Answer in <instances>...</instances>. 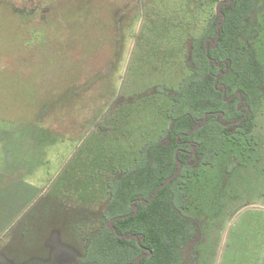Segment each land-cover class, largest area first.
Here are the masks:
<instances>
[{
  "label": "rangeland",
  "instance_id": "1",
  "mask_svg": "<svg viewBox=\"0 0 264 264\" xmlns=\"http://www.w3.org/2000/svg\"><path fill=\"white\" fill-rule=\"evenodd\" d=\"M216 1L0 0V264L84 251L108 183L170 126L174 102L158 89H178ZM253 28L264 80V0L243 48ZM260 99L252 131L224 135L185 185L202 230L193 264H264Z\"/></svg>",
  "mask_w": 264,
  "mask_h": 264
},
{
  "label": "trees",
  "instance_id": "2",
  "mask_svg": "<svg viewBox=\"0 0 264 264\" xmlns=\"http://www.w3.org/2000/svg\"><path fill=\"white\" fill-rule=\"evenodd\" d=\"M256 4L257 0L222 3L220 13L191 39L185 61L188 73L178 89H158L174 102L167 113L170 126L146 142L134 164L108 183L103 223L84 236V251L72 256L70 264H135L141 253L148 255L139 264L194 263L202 230L188 212L185 185L202 164L212 163L210 154L222 151L224 135L252 131L264 95L262 64L253 48L258 30L249 32L244 48L239 40ZM208 35L216 41L214 48L205 45ZM196 124L201 126L189 133ZM176 151L182 168L154 195L158 185L177 169ZM115 216H126L112 221L116 233L134 237H118L107 226Z\"/></svg>",
  "mask_w": 264,
  "mask_h": 264
},
{
  "label": "water",
  "instance_id": "3",
  "mask_svg": "<svg viewBox=\"0 0 264 264\" xmlns=\"http://www.w3.org/2000/svg\"><path fill=\"white\" fill-rule=\"evenodd\" d=\"M229 1H230V0H221V1H219V2L217 3V5H216V13H220V11H219V7L221 6L222 3H228ZM222 17H224V16H222ZM220 24H221V22L217 25V30H218ZM205 45H206V47H207V40L205 41ZM206 51H207V49H206ZM224 95H225V90H223V96H224ZM247 112H248V107H246V111H245L244 114H247ZM205 117H206V115H205ZM238 121H239V120H236V121H234V122H232V123H237ZM204 122H205V119H204ZM228 125H229V124H225V126H228ZM200 126H201L200 124H196V125H194V127L190 130L189 133H191L192 130H194L195 128H199ZM192 153H194V150L192 151ZM175 159H176V161H177V163H178V167H177V169H176V170H175V171H174L169 177H167V179H166L165 181H163L161 184L158 185V187L156 188V190H155V192H154V195L157 193V191L159 190V188H161V187H163L164 185H166V183H167L168 181H170L172 178H174V177L178 174V172L181 170V168H182V163H181L180 160L177 159V151L175 152ZM145 203H149V201H146ZM132 207H134V209H136V206H132ZM126 216H127V215H126ZM126 216H115V217L110 218V219L108 220V222H107V226H108L110 229H112V230L115 231L114 227L112 226V221H113L114 219H117V218H123V217H126ZM115 233H116V231H115ZM116 234H117L118 237H123V238H131V237H134V235L127 236L126 234H119V233H116ZM146 255H148V254H143V253H141L140 255H138V256L136 257L137 262H136L135 264H139L141 257L146 256Z\"/></svg>",
  "mask_w": 264,
  "mask_h": 264
},
{
  "label": "flooded vegetation",
  "instance_id": "4",
  "mask_svg": "<svg viewBox=\"0 0 264 264\" xmlns=\"http://www.w3.org/2000/svg\"><path fill=\"white\" fill-rule=\"evenodd\" d=\"M247 38H248V37H247ZM206 40H207V46H208V44H211L210 46H212V48L215 47V45H216V41L213 40V37H212V36H210V35L206 36L205 41H206ZM241 43H242V42H241ZM246 43H247V39H246ZM219 86L222 87V84H219Z\"/></svg>",
  "mask_w": 264,
  "mask_h": 264
},
{
  "label": "crops",
  "instance_id": "5",
  "mask_svg": "<svg viewBox=\"0 0 264 264\" xmlns=\"http://www.w3.org/2000/svg\"><path fill=\"white\" fill-rule=\"evenodd\" d=\"M81 241H82V240H81ZM77 249H78V250H71V251H70V255L73 256V255H75L77 252H78L77 254L79 255V253H80V252H79V248L77 247ZM74 251H75V252H74Z\"/></svg>",
  "mask_w": 264,
  "mask_h": 264
}]
</instances>
